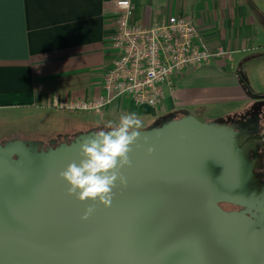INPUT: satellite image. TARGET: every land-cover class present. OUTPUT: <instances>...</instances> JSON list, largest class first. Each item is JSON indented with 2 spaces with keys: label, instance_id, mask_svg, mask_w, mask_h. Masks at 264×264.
I'll list each match as a JSON object with an SVG mask.
<instances>
[{
  "label": "water",
  "instance_id": "95a60500",
  "mask_svg": "<svg viewBox=\"0 0 264 264\" xmlns=\"http://www.w3.org/2000/svg\"><path fill=\"white\" fill-rule=\"evenodd\" d=\"M234 136L188 116L0 148V264H264V188ZM255 198L260 217L220 207Z\"/></svg>",
  "mask_w": 264,
  "mask_h": 264
},
{
  "label": "crops",
  "instance_id": "0c3cea01",
  "mask_svg": "<svg viewBox=\"0 0 264 264\" xmlns=\"http://www.w3.org/2000/svg\"><path fill=\"white\" fill-rule=\"evenodd\" d=\"M111 1L0 0V125L11 123L12 115L61 112L56 109L61 102L99 95L103 76L117 56L111 43L114 23L102 16V6ZM131 1L133 23L151 26L169 16L191 19L199 44L231 56L177 74L163 89V104H170L180 85L192 87L200 105L219 95L237 102L251 95L240 74L232 72V57L264 50V0ZM191 70H200V75ZM201 84L206 88L199 90ZM181 101L176 108L149 109L122 98L106 111L149 116L151 125L169 112H187ZM12 141L0 140V145Z\"/></svg>",
  "mask_w": 264,
  "mask_h": 264
},
{
  "label": "built area",
  "instance_id": "2783aa9c",
  "mask_svg": "<svg viewBox=\"0 0 264 264\" xmlns=\"http://www.w3.org/2000/svg\"><path fill=\"white\" fill-rule=\"evenodd\" d=\"M131 0H115L102 6L115 31L111 43L117 53L100 84V93L89 100L61 102V112L95 113L107 110L122 98L140 107L156 109L164 100V87L179 73L230 59L223 49L212 50L198 43L196 24L188 18L169 16L151 26L133 23Z\"/></svg>",
  "mask_w": 264,
  "mask_h": 264
},
{
  "label": "rangeland",
  "instance_id": "374dc122",
  "mask_svg": "<svg viewBox=\"0 0 264 264\" xmlns=\"http://www.w3.org/2000/svg\"><path fill=\"white\" fill-rule=\"evenodd\" d=\"M233 73H239L246 85L247 91L253 95H260L264 92V50L249 52L248 54L240 57H232ZM201 70V68H200ZM200 70H196L197 75H200ZM190 73H195L192 70ZM206 84L198 86L206 88ZM198 88H195L197 90ZM177 95L171 97L170 104L164 101V104L160 105L161 109H169L171 106L176 108L179 98L181 104H184L186 110H188L189 116L198 121L199 123L209 126H219L224 122H232L238 124L242 118V113L248 112V105H254L258 101L255 96L245 95L246 99L236 101L229 96H214L208 100L207 103L200 105L196 104L194 89L192 87L180 85L177 87ZM211 92L212 90H206ZM216 93V92H214ZM214 93H211L213 95ZM179 96V98H178ZM248 97V98H247ZM246 101L247 105L242 106ZM187 104V105H186ZM159 108V109H160ZM247 110V111H246ZM159 110H157L158 112ZM10 122L1 123L0 125V140L10 141L13 140V147L28 150V155L32 154V149L35 148V153H49L55 151L61 147H68L80 140L84 136H98L104 135L109 132H115L118 130L124 132L143 131L150 125V117L145 115H138L127 113L126 111L115 113V111H100L95 113H75L68 114L65 112H52L45 114L27 113L22 115L10 116ZM104 122H110V125H104ZM117 127H120L118 129ZM226 128V127H225ZM231 132V131H230ZM18 139H23L22 142H18ZM21 144V146L19 145ZM236 145V143H234ZM6 145H0V148L7 149ZM6 146V147H5ZM5 147V148H4ZM256 147L254 142L247 143L245 150L251 154V150ZM12 149V148H11ZM245 151V152H246ZM254 158V155H253ZM13 160H17L15 156ZM255 160V159H253ZM256 169L253 175L259 172L264 173V168L260 171L259 162H255ZM264 188V184H263ZM262 199L255 198L253 204L249 207L240 208L244 211L248 208L250 214L255 217L261 215V205L259 201ZM226 211V210H225ZM229 212V211H228ZM263 217V215H262Z\"/></svg>",
  "mask_w": 264,
  "mask_h": 264
},
{
  "label": "flooded vegetation",
  "instance_id": "af4514ba",
  "mask_svg": "<svg viewBox=\"0 0 264 264\" xmlns=\"http://www.w3.org/2000/svg\"><path fill=\"white\" fill-rule=\"evenodd\" d=\"M251 95L255 96L258 101L255 102L254 105H248V112L246 114L245 111L242 113V118L238 124H233L232 122L227 121L218 125L228 128L233 134H235L234 137L239 142L238 148L236 149L242 150L245 148V145L250 142L256 144V147L251 150L252 155H250L249 152H246V157L251 163L252 172H254L256 169L255 162H259L261 166L260 168H257L259 171L264 168V98H258L263 97L264 93L260 95ZM255 177L259 179V182L263 187L264 173H256ZM226 205L228 204H221L220 207L225 210ZM236 208L243 211L240 207ZM262 218H264V216L261 217V219ZM262 228H264V222Z\"/></svg>",
  "mask_w": 264,
  "mask_h": 264
},
{
  "label": "trees",
  "instance_id": "16d2710c",
  "mask_svg": "<svg viewBox=\"0 0 264 264\" xmlns=\"http://www.w3.org/2000/svg\"><path fill=\"white\" fill-rule=\"evenodd\" d=\"M188 116H189L188 113L186 111H183V110L169 112L163 116H159V117L155 118V120L152 122L150 127L147 128L146 130H158V129H161V128L169 125L170 123L185 119ZM225 210L229 211V212H241L239 209L236 208V206L229 205V204L226 205Z\"/></svg>",
  "mask_w": 264,
  "mask_h": 264
},
{
  "label": "bare ground",
  "instance_id": "6f19581e",
  "mask_svg": "<svg viewBox=\"0 0 264 264\" xmlns=\"http://www.w3.org/2000/svg\"><path fill=\"white\" fill-rule=\"evenodd\" d=\"M2 161H3V159L0 158V169H5V168H7V166L5 165V164H7V163H3Z\"/></svg>",
  "mask_w": 264,
  "mask_h": 264
}]
</instances>
